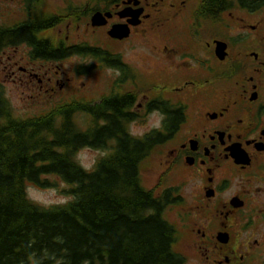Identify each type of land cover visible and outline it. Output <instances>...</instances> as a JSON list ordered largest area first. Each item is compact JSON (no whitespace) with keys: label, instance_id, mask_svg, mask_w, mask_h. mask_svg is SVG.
<instances>
[{"label":"flooded vegetation","instance_id":"af4514ba","mask_svg":"<svg viewBox=\"0 0 264 264\" xmlns=\"http://www.w3.org/2000/svg\"><path fill=\"white\" fill-rule=\"evenodd\" d=\"M9 1H18L23 19L44 18L36 35L46 47L70 50L35 58L36 45L23 42L0 51L26 47L29 60L8 59L33 88H69L73 78L54 64L77 58L80 76L90 58L108 82L92 103L106 98L109 108L131 115L128 129L164 114L153 131L158 146L171 147L158 182L179 166L197 189L157 191L175 188L179 202L165 212L184 211L181 229L196 253L176 249L184 264H264V0Z\"/></svg>","mask_w":264,"mask_h":264},{"label":"trees","instance_id":"16d2710c","mask_svg":"<svg viewBox=\"0 0 264 264\" xmlns=\"http://www.w3.org/2000/svg\"><path fill=\"white\" fill-rule=\"evenodd\" d=\"M45 23L41 16L2 23L0 51L26 42L36 45L31 57L70 53L37 38ZM129 117L106 98L79 107L76 100L60 102L20 117L0 85V264H184L178 230L165 217L167 206L179 202L175 188L155 192L141 179L160 137L151 131L134 138ZM84 147L110 153L92 174L72 159ZM42 174L74 185V202L44 209L25 199L29 183L51 188L40 184Z\"/></svg>","mask_w":264,"mask_h":264},{"label":"rangeland","instance_id":"374dc122","mask_svg":"<svg viewBox=\"0 0 264 264\" xmlns=\"http://www.w3.org/2000/svg\"><path fill=\"white\" fill-rule=\"evenodd\" d=\"M1 3V23L9 25L15 21L23 19L22 8L20 7L18 1L15 3L10 2L9 0H2ZM47 5L53 7L60 5V3L58 0H50ZM254 21L255 18L251 16L248 17V23H253ZM20 56H24L27 60H29L25 46L18 47V50L16 51L8 49L0 56V85L11 102L14 114L17 116L25 117L39 115L49 111L57 103L69 102L72 98H78L82 101L96 100L100 96L105 95L108 90L107 72L105 68H100L97 65L92 67L90 65L92 62L90 58H83L82 61L88 62L89 68L86 69L82 75L76 76L75 69H77L76 65L78 61L77 58L73 57L65 59L61 63L54 64V67L60 66V68L65 71L64 73L66 75L73 78L69 83L71 85L69 88L65 87L63 89H59V87L56 86L54 91L49 90L48 92H44L45 85L39 89L35 87L33 88L31 82L25 75L19 73L16 74L17 69L12 66L13 62H10L8 59V57L18 58ZM33 66L35 69H38V65ZM84 67L86 68V66ZM55 69L57 68L55 67ZM13 71H15V73H13ZM69 94H72V97ZM83 117L82 115L76 117V121H79V124H81L82 127L84 126L82 121H85V118ZM156 120V114L149 115L144 122H138V124L134 125L132 124L131 130L139 133L144 131L146 126L154 123ZM169 147H171V145L164 147L157 146L142 164L141 179L143 186L147 189H153L155 192L163 188V185L179 186L181 187L180 191L183 192V194H185V191L187 190L196 191V188H192L190 184H186V174L179 166L176 167V170L170 172V174L166 177L165 182L162 183V186L158 182V176L164 168L163 160L166 156V150ZM91 149L94 148L84 147L80 152V160L82 163L88 164L91 161ZM95 150L100 151L101 149ZM33 195L38 200H49L55 196V192L52 191L51 188H38ZM182 213H184V211L180 207H176L173 210L165 212V217L177 227L178 240L176 243V249L186 252L191 257H195L196 253L190 246L191 242L189 239V233H186L181 229L184 228V226L181 225Z\"/></svg>","mask_w":264,"mask_h":264},{"label":"clouds","instance_id":"9594fccd","mask_svg":"<svg viewBox=\"0 0 264 264\" xmlns=\"http://www.w3.org/2000/svg\"><path fill=\"white\" fill-rule=\"evenodd\" d=\"M164 119V114L160 113L159 118L154 123L146 126L144 128V131H141L139 133L133 132L131 130V126H129V134L134 138L142 139L148 132L161 129L163 127ZM82 150L83 148L77 149V151L73 154L72 159L85 173L88 174H92L93 172H95L97 170L99 161L110 155V153L107 151H96L95 149H91L90 151L92 153V159L88 164H84L80 160V152ZM39 180L40 184H49L51 186V190L55 192V196L49 200H38L34 197L33 193L38 190L39 185L35 183H29L25 186L24 189L25 199H27L29 202L44 209L53 207H67L74 202V196L71 195L74 185H69L67 182H61L60 180H56L51 176L44 174L39 177Z\"/></svg>","mask_w":264,"mask_h":264},{"label":"water","instance_id":"95a60500","mask_svg":"<svg viewBox=\"0 0 264 264\" xmlns=\"http://www.w3.org/2000/svg\"><path fill=\"white\" fill-rule=\"evenodd\" d=\"M98 17H100V14L94 15L93 18H92V20L97 19Z\"/></svg>","mask_w":264,"mask_h":264}]
</instances>
